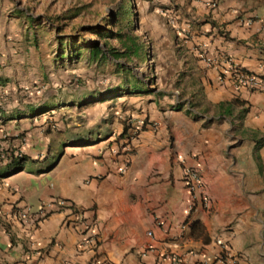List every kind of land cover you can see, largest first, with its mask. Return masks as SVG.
Returning <instances> with one entry per match:
<instances>
[{
	"label": "crops",
	"instance_id": "crops-1",
	"mask_svg": "<svg viewBox=\"0 0 264 264\" xmlns=\"http://www.w3.org/2000/svg\"><path fill=\"white\" fill-rule=\"evenodd\" d=\"M136 4L140 43L121 57L149 49L153 88L129 78L82 92L80 68L56 59L36 16L0 0V158L12 157L0 162V208L65 199L99 238L83 246L70 211L36 228L13 221L0 227V264H264V92L236 88L198 56L207 46L264 76V0ZM95 50L90 59L112 60ZM188 167L202 174L207 209L192 208ZM196 223L206 236H192Z\"/></svg>",
	"mask_w": 264,
	"mask_h": 264
},
{
	"label": "rangeland",
	"instance_id": "rangeland-1",
	"mask_svg": "<svg viewBox=\"0 0 264 264\" xmlns=\"http://www.w3.org/2000/svg\"><path fill=\"white\" fill-rule=\"evenodd\" d=\"M136 1L14 0V8L36 16L33 27L41 30L47 44L56 46V59L64 57L66 66L76 64V68H80L78 84L82 92L107 86L114 88L129 78L151 79L145 87L150 89L153 88L152 77L156 76L150 50L145 48L142 54L130 53L127 58L121 57L126 45L135 47L140 43L142 11ZM91 49L99 50L98 54L112 60L98 61V55L90 59ZM72 81L69 79L66 83Z\"/></svg>",
	"mask_w": 264,
	"mask_h": 264
},
{
	"label": "built area",
	"instance_id": "built-area-1",
	"mask_svg": "<svg viewBox=\"0 0 264 264\" xmlns=\"http://www.w3.org/2000/svg\"><path fill=\"white\" fill-rule=\"evenodd\" d=\"M205 3L208 8L214 10L218 7L219 0H205ZM246 24H251V21ZM218 30L222 36L226 35V33H222L221 29ZM198 56L206 66L216 69L221 79H229L236 88H244L252 92H264V76L246 70L228 54L221 52L211 53L207 46H203L198 50ZM139 126L144 128L147 123L144 121L140 122ZM136 134L137 131H135ZM3 155H1L0 162H8L12 158ZM22 157L23 154L21 152L15 155V158L18 159ZM184 182L194 197L192 208L195 209L198 204L203 209L209 208L210 201L204 193V181L198 167H188L186 169ZM62 211L71 212V218L73 219L69 220V224L73 225L81 234L82 245L98 248L99 238L93 231L94 221L87 217L86 212L78 208L74 203L61 198L44 203L36 211L31 208L18 209L12 207L11 212L5 215L0 208V227L5 229L11 222L16 221L23 226L36 228L51 214ZM147 235L152 237L153 233L148 232Z\"/></svg>",
	"mask_w": 264,
	"mask_h": 264
},
{
	"label": "trees",
	"instance_id": "trees-1",
	"mask_svg": "<svg viewBox=\"0 0 264 264\" xmlns=\"http://www.w3.org/2000/svg\"><path fill=\"white\" fill-rule=\"evenodd\" d=\"M135 44V43H134ZM96 52H98L99 50H95ZM22 159V158H21ZM196 228L198 229V232L201 234V235H203V236H206V234H205V229H204V227L200 224V223H196V224H194V226L192 227V236L194 237V238H197V236H196Z\"/></svg>",
	"mask_w": 264,
	"mask_h": 264
}]
</instances>
